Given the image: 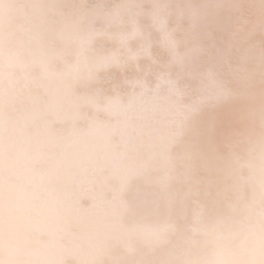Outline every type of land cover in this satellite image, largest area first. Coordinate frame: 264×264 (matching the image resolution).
<instances>
[{
	"label": "bare ground",
	"instance_id": "1",
	"mask_svg": "<svg viewBox=\"0 0 264 264\" xmlns=\"http://www.w3.org/2000/svg\"><path fill=\"white\" fill-rule=\"evenodd\" d=\"M0 264H264V0H0Z\"/></svg>",
	"mask_w": 264,
	"mask_h": 264
}]
</instances>
